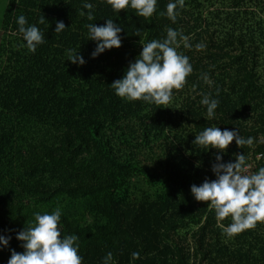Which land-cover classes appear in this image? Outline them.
Returning a JSON list of instances; mask_svg holds the SVG:
<instances>
[{
  "label": "trees",
  "instance_id": "1",
  "mask_svg": "<svg viewBox=\"0 0 264 264\" xmlns=\"http://www.w3.org/2000/svg\"><path fill=\"white\" fill-rule=\"evenodd\" d=\"M170 2L177 0H157L145 19L130 7L115 12L107 0L8 1L0 30V236L11 239L0 244V264L13 249L25 251L16 236L34 213L56 208L62 237L78 236L82 264H104L109 252L110 264H264V223L229 238L215 210L191 193L193 184L217 179V154L223 163L244 154L253 173L264 167V0H185L175 23ZM85 3L94 5V20ZM21 15L44 34L35 53L19 31ZM107 19L122 28V46L93 57L97 42L86 25ZM58 21L67 27L57 34ZM167 28L191 45L177 48L193 66L184 88L168 108L116 95L111 84L139 57L141 42H162ZM68 50L86 63L73 64ZM204 95L219 101L213 119ZM207 127L239 131L253 144L234 140L226 153L195 146Z\"/></svg>",
  "mask_w": 264,
  "mask_h": 264
},
{
  "label": "clouds",
  "instance_id": "2",
  "mask_svg": "<svg viewBox=\"0 0 264 264\" xmlns=\"http://www.w3.org/2000/svg\"><path fill=\"white\" fill-rule=\"evenodd\" d=\"M181 9L185 6V0H177ZM177 3H168L167 17L175 23L177 20ZM115 12L127 10L129 7L135 10L139 17L150 19L156 12L157 0H107ZM88 9V20H94V5L85 3ZM80 15H84L81 12ZM161 15H164L162 12ZM45 16L39 19L40 24L45 23ZM17 23L19 31L27 42V48L35 53L37 46L43 44L44 34L35 26H27L26 18L21 15ZM67 26L63 21H58L55 32L61 33ZM88 37L97 42V47L92 56L97 57L106 50L120 48L122 40L119 33L122 28L112 19H107L103 26L96 23L86 25ZM179 37V40H178ZM183 42L185 48H191L188 37L178 33L172 28H167V38L162 42L153 40L142 43L143 48L139 57L130 62L126 74L122 79L115 80L111 87L116 95L128 101H144L155 104L158 108H168L173 99V92L180 91L187 83V77L193 72V66L189 57L177 51ZM205 44L196 45L197 50H204ZM68 60L73 64L86 63L83 56L75 50H68ZM205 82L208 77L204 76ZM219 89L217 90V95ZM201 103L207 106L206 119H213L219 101L210 99L204 95ZM235 140L238 147L252 146L251 137L243 138L239 131L221 130L219 127H207L196 135L193 144L203 149L215 148L218 153H226L229 146ZM235 162L223 163V157L216 155V163L212 165V171L217 179L205 180L201 185L193 184L191 193L198 202H207L209 209H214L218 226H221L224 234L229 238L243 233L246 230L255 229L258 223H264V167L258 172L249 173L244 154H236ZM199 166V165H197ZM231 218L227 227L220 224L221 221ZM35 222L28 224L24 230L17 233L16 238L22 242L25 249L23 253L12 250L8 264H82L79 254L78 236H63L60 231L61 210L56 208L52 214L34 213ZM11 237L0 236V244L7 246ZM133 260L139 259L140 254L133 252ZM113 259L111 252L104 257V264H110Z\"/></svg>",
  "mask_w": 264,
  "mask_h": 264
},
{
  "label": "rangeland",
  "instance_id": "3",
  "mask_svg": "<svg viewBox=\"0 0 264 264\" xmlns=\"http://www.w3.org/2000/svg\"><path fill=\"white\" fill-rule=\"evenodd\" d=\"M8 1L9 0H0V30H2L4 20H5V14L6 10L8 8Z\"/></svg>",
  "mask_w": 264,
  "mask_h": 264
},
{
  "label": "built area",
  "instance_id": "4",
  "mask_svg": "<svg viewBox=\"0 0 264 264\" xmlns=\"http://www.w3.org/2000/svg\"><path fill=\"white\" fill-rule=\"evenodd\" d=\"M248 167H249V173L248 174H253V168H252V166L251 165H248Z\"/></svg>",
  "mask_w": 264,
  "mask_h": 264
},
{
  "label": "crops",
  "instance_id": "5",
  "mask_svg": "<svg viewBox=\"0 0 264 264\" xmlns=\"http://www.w3.org/2000/svg\"><path fill=\"white\" fill-rule=\"evenodd\" d=\"M247 165H248V163H247Z\"/></svg>",
  "mask_w": 264,
  "mask_h": 264
}]
</instances>
